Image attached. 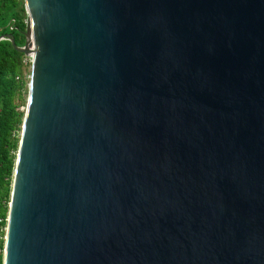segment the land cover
<instances>
[{
    "label": "water",
    "instance_id": "95a60500",
    "mask_svg": "<svg viewBox=\"0 0 264 264\" xmlns=\"http://www.w3.org/2000/svg\"><path fill=\"white\" fill-rule=\"evenodd\" d=\"M24 1L3 264H264V0Z\"/></svg>",
    "mask_w": 264,
    "mask_h": 264
},
{
    "label": "trees",
    "instance_id": "16d2710c",
    "mask_svg": "<svg viewBox=\"0 0 264 264\" xmlns=\"http://www.w3.org/2000/svg\"><path fill=\"white\" fill-rule=\"evenodd\" d=\"M27 12L24 0H0V36L11 34L17 46L26 43ZM11 37L0 42V232L7 227L9 203L25 111V58ZM1 235V234H0ZM4 240L0 236V264Z\"/></svg>",
    "mask_w": 264,
    "mask_h": 264
},
{
    "label": "rangeland",
    "instance_id": "374dc122",
    "mask_svg": "<svg viewBox=\"0 0 264 264\" xmlns=\"http://www.w3.org/2000/svg\"><path fill=\"white\" fill-rule=\"evenodd\" d=\"M27 20H28V18H27ZM27 20H26V21H27ZM31 69H32V65H31V63L29 62L28 67H26V72H27V74L30 75V73H31ZM28 82H29V81H28ZM28 90H29V87L27 86L26 90H25L24 93H23V96H24V98H25V105H24L23 107H21V110H23V111H25V109H26L27 98H28ZM0 234H1V235H0L1 238L4 240V243H5L6 228H4V231H3V232H0Z\"/></svg>",
    "mask_w": 264,
    "mask_h": 264
},
{
    "label": "built area",
    "instance_id": "2783aa9c",
    "mask_svg": "<svg viewBox=\"0 0 264 264\" xmlns=\"http://www.w3.org/2000/svg\"><path fill=\"white\" fill-rule=\"evenodd\" d=\"M29 62L32 65V58L29 55L28 56L26 55V58H25V67H28ZM25 78H26V81H27V86L29 87V84H30V81H31V73H30V75L27 74L26 70H25Z\"/></svg>",
    "mask_w": 264,
    "mask_h": 264
}]
</instances>
